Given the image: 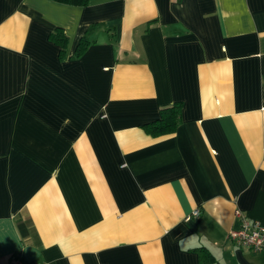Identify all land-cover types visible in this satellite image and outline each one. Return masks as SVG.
Here are the masks:
<instances>
[{
  "label": "crops",
  "instance_id": "1",
  "mask_svg": "<svg viewBox=\"0 0 264 264\" xmlns=\"http://www.w3.org/2000/svg\"><path fill=\"white\" fill-rule=\"evenodd\" d=\"M237 211L264 225V0H0V264H264Z\"/></svg>",
  "mask_w": 264,
  "mask_h": 264
},
{
  "label": "built area",
  "instance_id": "2",
  "mask_svg": "<svg viewBox=\"0 0 264 264\" xmlns=\"http://www.w3.org/2000/svg\"><path fill=\"white\" fill-rule=\"evenodd\" d=\"M200 210L195 209L188 217H198ZM235 216L239 219V227L237 230L229 234L228 239L239 247H246L254 253L264 250V225L255 219H251L241 212L237 211ZM6 264H40L37 262H29L20 256H12Z\"/></svg>",
  "mask_w": 264,
  "mask_h": 264
},
{
  "label": "trees",
  "instance_id": "3",
  "mask_svg": "<svg viewBox=\"0 0 264 264\" xmlns=\"http://www.w3.org/2000/svg\"><path fill=\"white\" fill-rule=\"evenodd\" d=\"M62 3H66L72 6H86L91 0H55ZM50 38L59 43L61 47L65 44V37L62 33L56 32L50 35ZM85 44L80 43L78 46L79 53L82 52ZM180 118V105L175 104L170 107H165L160 110L157 120L144 126L145 131L152 136H159L172 133L179 124ZM199 264H205L204 260H201Z\"/></svg>",
  "mask_w": 264,
  "mask_h": 264
}]
</instances>
